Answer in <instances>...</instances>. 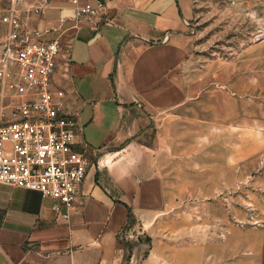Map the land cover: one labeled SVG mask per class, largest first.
Here are the masks:
<instances>
[{"label": "crops", "instance_id": "0c3cea01", "mask_svg": "<svg viewBox=\"0 0 264 264\" xmlns=\"http://www.w3.org/2000/svg\"><path fill=\"white\" fill-rule=\"evenodd\" d=\"M104 1L94 19L77 18L66 0L53 1L41 12H23L24 29L34 37L61 39L53 87L66 91L67 109L79 122L77 147L90 165L69 218L53 208V197L0 183V264H264V223L229 224L224 239L212 236L193 244L185 243L182 229L174 246L167 234L173 222L168 171L162 165L169 154L147 142L155 119L161 127L172 119L176 128H192L199 138L206 129L239 128L246 146L244 130L251 125L257 143L264 144V103L254 109L244 94L243 108L233 114L227 105L234 107L238 99L224 91L220 97L229 99L217 101L213 90L209 120L197 111L200 100L192 98L198 90L188 71L197 0ZM8 5L0 0V32H7L0 35V45L9 32L2 21ZM15 97L0 78V109ZM223 104L226 117L218 122ZM254 111L256 117H250ZM206 155L198 157L206 163L195 171L211 180L216 154ZM194 190L212 193L216 187L209 183ZM200 204L216 221V204ZM176 224L184 226L185 218L177 217Z\"/></svg>", "mask_w": 264, "mask_h": 264}, {"label": "rangeland", "instance_id": "374dc122", "mask_svg": "<svg viewBox=\"0 0 264 264\" xmlns=\"http://www.w3.org/2000/svg\"><path fill=\"white\" fill-rule=\"evenodd\" d=\"M197 2L198 15L192 20L190 29L193 58L188 69L194 76V88L198 90L192 98L200 100L197 111H201L204 121L209 120V95L213 90L219 94L217 101L223 98L220 94L225 95L224 91L239 101L234 107L227 105L230 110L225 104L218 107V122L224 121L226 110L232 109L233 114H239L244 94H248L250 105L256 109L264 103V0ZM6 33L1 31L0 35ZM256 115V111L249 114L250 117ZM166 122L167 127L165 124L161 127L162 122L160 125L154 120L147 142L154 148H164L169 154V159H162L164 163H161L168 171H165L170 188L168 212L173 224H169L167 234L174 246L176 233L182 229L186 232L185 243L193 244L212 236L224 239L229 224L263 225L264 144L257 143L252 126L244 130L249 134L246 146L244 135L242 144L239 128L211 129L210 132L216 131L215 136L206 129L199 138L192 128H176L172 119ZM246 148L248 153H245ZM242 150L243 160L240 158ZM209 152L216 154L217 165L216 176L211 180L197 177L195 171L206 163L198 157L207 156ZM209 183L216 187L215 192L194 190L196 185L208 186ZM208 201L216 204V221L209 219L208 208L200 204ZM177 217L185 218L184 226L177 228Z\"/></svg>", "mask_w": 264, "mask_h": 264}, {"label": "built area", "instance_id": "2783aa9c", "mask_svg": "<svg viewBox=\"0 0 264 264\" xmlns=\"http://www.w3.org/2000/svg\"><path fill=\"white\" fill-rule=\"evenodd\" d=\"M9 32L0 47V78L16 97L0 109V183L39 190L53 208L72 215L90 158L77 147L78 118L68 111L66 91L53 87L62 50L60 37L40 39L24 29V11L41 12L56 0H5ZM77 18L94 19L104 0H66Z\"/></svg>", "mask_w": 264, "mask_h": 264}]
</instances>
